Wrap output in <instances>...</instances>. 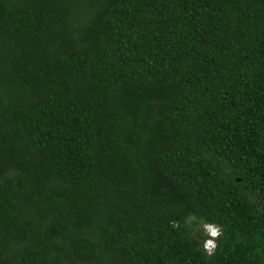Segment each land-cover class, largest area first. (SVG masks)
<instances>
[{
  "label": "trees",
  "instance_id": "1",
  "mask_svg": "<svg viewBox=\"0 0 264 264\" xmlns=\"http://www.w3.org/2000/svg\"><path fill=\"white\" fill-rule=\"evenodd\" d=\"M263 220L264 0H0V264H264Z\"/></svg>",
  "mask_w": 264,
  "mask_h": 264
},
{
  "label": "clouds",
  "instance_id": "2",
  "mask_svg": "<svg viewBox=\"0 0 264 264\" xmlns=\"http://www.w3.org/2000/svg\"><path fill=\"white\" fill-rule=\"evenodd\" d=\"M202 228L204 231L202 249L207 256H211L218 244V240L221 234L220 228L214 224H204Z\"/></svg>",
  "mask_w": 264,
  "mask_h": 264
},
{
  "label": "water",
  "instance_id": "3",
  "mask_svg": "<svg viewBox=\"0 0 264 264\" xmlns=\"http://www.w3.org/2000/svg\"><path fill=\"white\" fill-rule=\"evenodd\" d=\"M264 221V220H263Z\"/></svg>",
  "mask_w": 264,
  "mask_h": 264
}]
</instances>
